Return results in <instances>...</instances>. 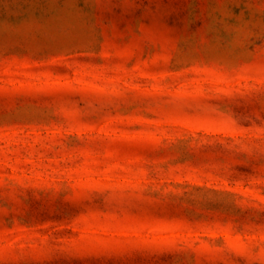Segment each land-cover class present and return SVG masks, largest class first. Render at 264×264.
Masks as SVG:
<instances>
[{"label":"rangeland","instance_id":"374dc122","mask_svg":"<svg viewBox=\"0 0 264 264\" xmlns=\"http://www.w3.org/2000/svg\"><path fill=\"white\" fill-rule=\"evenodd\" d=\"M0 264H264V0H0Z\"/></svg>","mask_w":264,"mask_h":264}]
</instances>
